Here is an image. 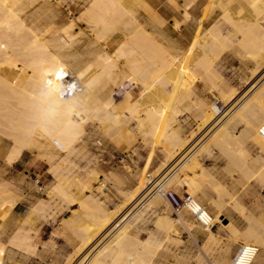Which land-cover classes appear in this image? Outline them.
Listing matches in <instances>:
<instances>
[{
    "label": "bare ground",
    "instance_id": "1",
    "mask_svg": "<svg viewBox=\"0 0 264 264\" xmlns=\"http://www.w3.org/2000/svg\"><path fill=\"white\" fill-rule=\"evenodd\" d=\"M67 1L0 0V145L4 136L12 141L5 165L11 167L28 151L57 173L79 154L77 145L87 137V130L108 132L125 121H136L148 138L163 146L166 161L143 178L129 198L132 201L141 196L144 206L160 212L157 224L168 233L178 234L176 221L161 211L162 205L171 204L167 193L184 189L195 195L190 176L196 166L189 160L195 157L196 148L212 134L221 136L217 131L233 112L241 107L251 109L253 94L264 92V0H203L198 18L186 9L173 27L177 30L186 21V25H195L198 37L182 53L175 41L172 47L164 42L168 36L167 12H160L159 0H81L84 13L80 19L86 20L93 37L91 45L95 46L87 50L86 54L92 55L87 60L76 50L73 21L61 16L60 5ZM167 4L178 6L177 0H167ZM224 50L254 64L241 77L247 84L242 93L218 71ZM200 82L213 100L192 98L200 96ZM169 88L180 98H167ZM134 89H138V97H134ZM189 110H193L199 126L186 137L178 118ZM206 128L208 131L197 138ZM87 170L89 180H98V169L88 165ZM71 173H58L53 192L70 206L78 202L82 209L87 207L93 216L86 220L80 211H73L62 220L64 231L77 239L70 242L74 250L65 264H103L99 256L101 260L113 257L115 264H153L160 244L145 242L132 255L124 249L127 229L118 231L112 241L114 249L102 253L108 235L100 239V234L118 219L121 210L108 212L96 199L86 197L84 182L73 179ZM16 183L14 179L0 180L3 220L21 198ZM186 207L196 221L201 214L208 224L199 223L212 229L214 224L205 208L193 200ZM45 212L43 203L32 211L37 215ZM23 227H18L8 241L0 240V264L8 244L33 253L34 241ZM256 256L244 264H251Z\"/></svg>",
    "mask_w": 264,
    "mask_h": 264
},
{
    "label": "rangeland",
    "instance_id": "2",
    "mask_svg": "<svg viewBox=\"0 0 264 264\" xmlns=\"http://www.w3.org/2000/svg\"><path fill=\"white\" fill-rule=\"evenodd\" d=\"M52 1L56 2V0ZM80 1L68 0L66 3H64V5H60L62 12L61 16H64L66 18L68 17L69 21H73V34L75 38L77 37L76 50H79L83 55V59L87 60L92 58V55L88 54L89 52L87 53V55L86 52L92 47L91 43L93 37L86 24V20L80 19V16H82L84 13V9H81V6H83V2ZM158 3V6L161 8L160 12H167L166 23L168 28V36L166 37L164 42L169 47H172L173 42L175 41L179 50L178 52L182 53V50L188 49V47L191 46V42H194L197 39L196 37H198V32L196 31L197 29L195 25H186V21L182 22L181 30H175L172 25V21L176 18H183V14L186 9L194 11L195 18L200 17L201 10L204 7V2L203 0H199V2L197 1V3L195 4L191 3L190 0H177V5L179 7H170L167 4V0H159ZM187 5L190 6L188 7ZM180 19H176V21L178 22L180 21ZM194 21H196V19ZM184 22L185 24H183ZM175 23L176 22L174 21L173 24ZM204 24H206V27L209 25V23L207 24L206 19ZM206 49L208 50L209 48ZM253 65V62L245 63L240 60L239 57H237L235 54L232 55V53L224 50L218 59L217 68L218 71L221 72L223 77L229 82V84L232 87H235V89L238 91V88L241 89L245 86L247 87V84L245 85L243 83L241 77L242 75L246 76L250 72L249 69ZM193 66L192 68L194 69V71H196L197 69H195V67ZM198 86L199 89L197 88V91L199 92L197 93L200 96L194 95L192 98L200 99L206 97L205 99L213 100L212 94L209 92V90H207V88L204 87L203 83L200 82ZM137 90L134 89L133 91L134 97H138L139 95V91ZM167 91V98L171 100L180 98L179 95L170 92V88ZM119 93H123V91ZM119 95L120 96H115V98H120L121 94ZM178 119V124L182 128L185 135L191 134V132L197 127L198 118L193 113V110L182 113L181 115H179ZM92 131L93 130L91 129L87 130V137L85 135V138H83L82 141L78 143L77 148H79V154L77 156L71 157L70 164L68 163V165L70 166H62L64 168L57 169V173L55 169L53 171L52 169H48L49 164L45 162V160L35 158L33 154H30L28 151L21 159L18 160L17 163L12 165L11 167H7L5 165L4 158L0 156V180L14 179L17 182V185H15V189H17L16 192H18L21 197L17 204L13 206L12 210L5 217L7 232L4 237L8 239L12 232L20 225L16 224V221H20L23 218L24 222L34 221L32 224L34 228L31 227V230L30 228L27 229L30 236V233L32 231L35 235V242H33L34 252L32 254L36 256L37 260L34 261H39L42 263L44 262L46 264H65L69 255L73 252V246L67 241L66 237L58 241H52V245L48 246L47 242L44 241V239L47 238V236L50 234V230L45 229V231L43 232V236L40 237L39 233L42 224L36 223L37 221H44L46 223H52L50 224L52 226H58L60 222L59 220L64 217V215L68 214L69 216H71L70 214H72L73 207L70 206L67 202L61 200L59 196L53 192L52 184L54 185L56 183V178L59 176L58 173L61 174L72 172L70 175H72L73 179L79 178L85 180L84 177H87L86 172L88 171V165L89 167L98 169V171L100 172L99 178L98 180L96 179L92 181V184H90V187L89 189H87V191H89V194L92 195L95 199L102 201L106 208L113 210L115 209L116 203L121 201L123 193L129 194L136 190L143 178H148L149 175L154 174V172L158 168H160V166H162V164H164V162L166 161V151L163 146L148 138L145 130H142L136 121H125L117 127L112 128L108 132L100 130L102 132L101 133L99 129L95 131V133ZM7 137L8 136L3 137L2 143L4 145L0 151V155L3 153L6 147L12 144L10 138ZM252 147L255 148L256 152L258 151L256 148L259 147L258 145H252ZM209 157L211 156H203L202 161L203 158L204 160H206ZM113 174L116 175L118 179ZM47 186H49L50 188H47ZM170 191L180 197H183L185 194H187L183 190H178V192H175L174 189H171ZM55 195L58 196V198H56ZM42 203L47 206V213L45 214V216L33 214V209ZM201 206H204L203 203H201ZM135 209L136 208H134L130 212L131 214L135 211L131 215V217L135 213H137L139 209H143V207L142 205H140L136 210ZM161 211L165 212L170 218H172L173 222L176 221V223L174 224L176 226L178 234H174H176L177 236H180L182 225L184 226V223L193 225L195 224L194 220H197L196 217L191 216V214L185 213V210L183 212L181 211V213H176L172 204H164V206L162 205ZM158 214H160L159 211L146 212L143 215V218L140 217V221L137 222V227L143 233L151 232L153 234V237L155 239L158 238L159 240H161L160 242H162V245L165 244L166 247V243L170 242L165 241L164 237H166L167 232L157 224ZM29 216L31 217V219H29ZM187 216H191V218L187 219ZM180 217L182 218L181 221ZM222 220L223 219H221V221ZM2 221L3 219L0 217V222ZM132 221H136L135 218H133ZM197 222L199 223V221ZM157 234H160L163 238H160ZM172 242L176 244L181 243L180 241L179 243L175 241ZM13 249L15 248L13 247ZM4 264H21L20 257H8Z\"/></svg>",
    "mask_w": 264,
    "mask_h": 264
},
{
    "label": "crops",
    "instance_id": "3",
    "mask_svg": "<svg viewBox=\"0 0 264 264\" xmlns=\"http://www.w3.org/2000/svg\"><path fill=\"white\" fill-rule=\"evenodd\" d=\"M173 22L174 20L172 21V25ZM181 29L182 25L179 27V30ZM246 88V86L241 89L238 88L239 93L244 92ZM258 97L260 99H256ZM263 124L264 92L261 91V94H253L251 109L245 110L241 107L239 110H235L225 122L223 128L217 131L221 136L213 137L212 134L205 138L196 148L195 157L189 160V162L192 160L190 162L191 165L196 166L192 169L194 171L192 176H190V180L195 186V195L193 197L191 196V198L200 206L203 203L206 207H202L209 210L207 211L210 213L214 224L212 229L203 227L196 220H194L195 224L193 225L184 223L180 236L174 233H168L164 229L167 232L166 237H164L165 241L170 242L166 243L165 247V244L162 245L161 240L158 238L155 239L151 232L143 233L137 227V222L140 221V217L143 218L146 212L154 210L144 206V201L141 202V196L131 201L129 195H132L134 191L129 194L123 193L121 201L116 203L115 209L113 210L106 208L102 201L96 199L102 205L103 209L108 212L117 209L121 210L118 219L110 222L100 234V239L108 235L104 242V247L101 250L102 253L107 248L114 249L115 246H112V241L119 234L118 231L124 232L127 229L129 232L126 238V248L124 249L132 255L140 251L145 242H159L158 244L162 248L155 255L153 264H231L239 245L242 243L254 245L259 249L256 258L251 264H264V136L260 132ZM198 126L199 123H197L196 131ZM206 131H208L207 128L202 130L197 138L201 137ZM189 135L184 134L186 137ZM3 145L1 143L0 151ZM252 145L259 146L256 147L257 152ZM10 147L11 145L5 148L0 156L4 158ZM203 156L211 157L206 160L203 158L202 161ZM189 162L185 165L188 166ZM171 166L169 167L170 169ZM169 168L160 174V178L166 175V172L170 170ZM86 173L87 177H84L85 180L75 179L79 183L81 181L84 182L86 186L84 190L86 197H93L87 191L93 180H89L88 171ZM169 178L170 175L165 177L166 180ZM183 191L189 194L188 191L184 189ZM140 205H142L143 209H139L131 217L135 211L131 214L130 212L134 208L137 209ZM72 207V213L73 211H80L81 214L85 215L86 220L93 216L87 207L82 209L78 202L73 203ZM184 212L191 214L188 207L185 208ZM46 213L40 214V216H45ZM191 216H187V219L191 218ZM67 217H69L68 214L64 215L59 220L58 226H52L50 225L52 223H46L44 221L36 222L37 224H42L39 233L40 237L43 236L45 229L50 230V234L44 239L48 246L52 245V241H58L64 237L66 239L68 238L67 241L69 243L77 240L76 238H71L69 236L71 234L68 231H64L62 227V220ZM133 218L136 221H132ZM221 219L223 220L221 221ZM181 220L182 218L180 217ZM225 220H227V223H225ZM33 222H24L23 218L15 223L20 224L18 226L19 228L24 226L23 228L27 231L28 228L33 227ZM6 232V222L3 220L0 222V240L8 241L13 235L12 232L8 239H6L4 237ZM30 234L32 240L35 242L33 231ZM157 235L163 238L160 234ZM172 241L178 243L180 241L181 243L176 244ZM12 247L9 244L7 245V251L2 264L11 256L20 257L21 264H46L44 262L34 261L37 258L32 253L28 254L17 248L13 249ZM101 258L99 256L97 259L103 264H115L113 257L107 260H101Z\"/></svg>",
    "mask_w": 264,
    "mask_h": 264
},
{
    "label": "built area",
    "instance_id": "4",
    "mask_svg": "<svg viewBox=\"0 0 264 264\" xmlns=\"http://www.w3.org/2000/svg\"><path fill=\"white\" fill-rule=\"evenodd\" d=\"M261 134L264 136V124L260 129ZM167 198L171 202L172 206L174 207L176 213L181 212L186 205H188L189 202H191V196L189 194H185L183 197L177 196L175 193L169 191L167 193ZM203 213V212H202ZM199 221L207 225L208 222L205 221L202 217L201 214L198 216ZM258 250L254 245H247L245 243H242L239 245L233 259H232V264H244L248 260H252L254 256H256Z\"/></svg>",
    "mask_w": 264,
    "mask_h": 264
},
{
    "label": "water",
    "instance_id": "5",
    "mask_svg": "<svg viewBox=\"0 0 264 264\" xmlns=\"http://www.w3.org/2000/svg\"><path fill=\"white\" fill-rule=\"evenodd\" d=\"M224 219V218H223ZM225 223H227V220H225Z\"/></svg>",
    "mask_w": 264,
    "mask_h": 264
}]
</instances>
